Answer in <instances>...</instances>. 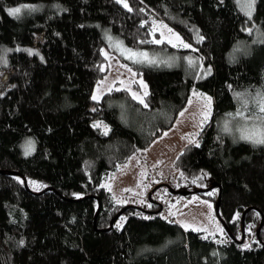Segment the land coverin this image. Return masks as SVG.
Masks as SVG:
<instances>
[{
  "label": "trees",
  "instance_id": "16d2710c",
  "mask_svg": "<svg viewBox=\"0 0 264 264\" xmlns=\"http://www.w3.org/2000/svg\"><path fill=\"white\" fill-rule=\"evenodd\" d=\"M126 3L0 0V264H264V144L233 141L214 122L254 113L264 92V0H255L251 19L236 0ZM155 19L191 48L152 42ZM104 30L133 49L191 52L212 71L193 79L179 68L138 66L143 103L124 88L93 99L107 72ZM193 88L213 97L214 117L173 158L180 179L168 191L196 194L214 211L219 195L224 240L169 218L166 202L149 199L148 174L138 202H118L103 185L173 125ZM25 138L33 140L27 155ZM242 216L253 236L247 246Z\"/></svg>",
  "mask_w": 264,
  "mask_h": 264
},
{
  "label": "rangeland",
  "instance_id": "374dc122",
  "mask_svg": "<svg viewBox=\"0 0 264 264\" xmlns=\"http://www.w3.org/2000/svg\"><path fill=\"white\" fill-rule=\"evenodd\" d=\"M244 2L246 0H236V4L241 12L251 19L252 15L248 17L246 10L241 6ZM17 8L20 9V7ZM162 25L166 27H162ZM153 29L159 34V38L156 40L167 42L179 50L188 49L183 46H174L178 41L173 34H179L173 31L164 21L153 20ZM169 29H171V32ZM103 35L105 37V45L102 48V54L105 57L107 72L95 87V97L100 98L103 92L113 88H124L129 91L132 97L133 93H136L144 101L145 93L148 92V85L141 76H137L135 68L138 66L164 65L165 67L179 68L182 70L184 76L193 79L206 77L212 71L210 66H206L202 60L191 52L181 53L160 48L133 49L127 47L119 37L107 33L105 30ZM179 37L183 43L188 44L180 35ZM169 40L172 42L169 43ZM128 49L132 53H146L147 57L138 55L129 59L130 53L125 51ZM241 49L242 47H240ZM14 50L31 52L28 45H16L14 46ZM189 58L195 63L190 65ZM6 61L7 58L5 59ZM209 97L211 98L210 104L207 100ZM136 100L140 101V99ZM124 110L122 108L123 114L128 116ZM257 111L258 109L255 112ZM237 112H243L245 116L253 114L249 113L247 108ZM206 115L207 119H205ZM213 117V97L208 93L193 88L185 107L178 113L173 125L165 129L147 149L132 155L127 162L122 163L117 170L109 174L103 181V185L110 190L114 199L118 202L127 203V198L129 197L134 199L139 198L136 199L138 202L146 193L144 180L145 174H148V183L152 178H154L155 182L151 184V186L155 185V187H151L153 188L152 191L150 188L149 194H152L153 199H160L167 203V215H171L169 218L174 219L184 230L197 231L196 229H199V231L216 240H224L226 228L215 214L211 201L196 194H192L189 197L175 196L171 195L168 191V185L176 188L180 179V171L172 165L173 158L186 146L196 142L200 131L208 122L212 121ZM214 122L217 128L227 134L233 141H248L251 144H256L241 137L258 130L261 126L260 121L245 120L237 116L236 113H233L230 116H216L214 117ZM22 145L26 153L24 155H27L33 149V140L25 138L22 141ZM149 173H154V177L149 175ZM247 235L246 233L244 235V246H247L253 237L252 235Z\"/></svg>",
  "mask_w": 264,
  "mask_h": 264
},
{
  "label": "snow or ice",
  "instance_id": "6c2138e0",
  "mask_svg": "<svg viewBox=\"0 0 264 264\" xmlns=\"http://www.w3.org/2000/svg\"><path fill=\"white\" fill-rule=\"evenodd\" d=\"M117 2L122 3L124 7L128 8V4L126 3V0H117ZM254 5H255V0H246V2L242 3L241 6L246 10V15L248 17H251L252 15V10H254ZM21 11V9L16 8V9H12L10 10L11 14L16 15ZM129 11H131V8H129ZM162 27H166L164 25H162ZM158 30V29H157ZM169 31L171 32V29H169ZM247 31L249 33H251L252 29H247ZM175 36V39L178 41V43L174 46H183L185 48H189L191 47V45L189 44H185L183 43V41L181 40V38L179 37V35L177 34H173ZM261 41L258 42H264V33L261 34ZM199 39L202 41L203 37H199ZM142 43L147 42V41H141ZM152 42L154 43H161L162 41L159 40H153ZM172 41L169 40V43H171ZM127 52H129V59H132L136 56H144L145 58L147 57L146 53H132L130 49L125 50ZM151 62V61H150ZM195 62L192 61L189 58V64L192 65ZM147 93H145L146 95ZM239 96V94H238ZM133 97L136 99H140V102L143 103V100L137 96L136 93H133ZM93 99H98V97H93ZM209 104L211 102V98H207ZM247 102H245L246 105ZM254 103L256 105V108L258 109L257 112L253 113L251 116H245L243 112H237L236 115L239 117H242L245 120L248 119H252L254 121H260L261 122V126L258 128V130H255L253 132L247 133L245 135H243L241 138L245 139V140H249L252 141L253 143L256 144H264V92L258 93L257 94V98L254 100ZM145 107H147V105H145ZM205 119H207V115L205 116ZM211 195V193H209ZM149 207H151V205H149ZM197 231H199V229H196ZM222 231V230H221ZM207 238V237H205Z\"/></svg>",
  "mask_w": 264,
  "mask_h": 264
},
{
  "label": "water",
  "instance_id": "95a60500",
  "mask_svg": "<svg viewBox=\"0 0 264 264\" xmlns=\"http://www.w3.org/2000/svg\"><path fill=\"white\" fill-rule=\"evenodd\" d=\"M12 174H18V172L14 171V172H12ZM24 185L27 188V184H26V181L25 180H24ZM205 190H207V189H202V190H199V191H205ZM150 198H151V195L149 194V199ZM219 200H220V196L218 195V199H217V201L215 203V213H216L217 216H219V208H218V206H219ZM243 214H244V212H243ZM241 229H242V238H241V241H243V238H244V232H243V230H244L243 216H242V226H241ZM230 236L234 239V237L232 235H230Z\"/></svg>",
  "mask_w": 264,
  "mask_h": 264
},
{
  "label": "built area",
  "instance_id": "2783aa9c",
  "mask_svg": "<svg viewBox=\"0 0 264 264\" xmlns=\"http://www.w3.org/2000/svg\"><path fill=\"white\" fill-rule=\"evenodd\" d=\"M150 175H152V176H153V173H152V174H150Z\"/></svg>",
  "mask_w": 264,
  "mask_h": 264
},
{
  "label": "crops",
  "instance_id": "0c3cea01",
  "mask_svg": "<svg viewBox=\"0 0 264 264\" xmlns=\"http://www.w3.org/2000/svg\"><path fill=\"white\" fill-rule=\"evenodd\" d=\"M145 176H146V174H145Z\"/></svg>",
  "mask_w": 264,
  "mask_h": 264
}]
</instances>
